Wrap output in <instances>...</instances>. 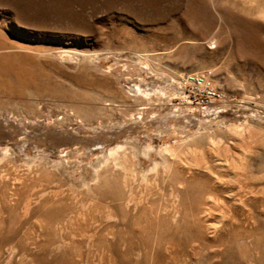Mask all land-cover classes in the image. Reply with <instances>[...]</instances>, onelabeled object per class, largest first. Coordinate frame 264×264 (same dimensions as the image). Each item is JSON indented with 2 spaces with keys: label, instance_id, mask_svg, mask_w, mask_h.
<instances>
[{
  "label": "rangeland",
  "instance_id": "374dc122",
  "mask_svg": "<svg viewBox=\"0 0 264 264\" xmlns=\"http://www.w3.org/2000/svg\"><path fill=\"white\" fill-rule=\"evenodd\" d=\"M0 264H264V0H0Z\"/></svg>",
  "mask_w": 264,
  "mask_h": 264
},
{
  "label": "bare ground",
  "instance_id": "6f19581e",
  "mask_svg": "<svg viewBox=\"0 0 264 264\" xmlns=\"http://www.w3.org/2000/svg\"><path fill=\"white\" fill-rule=\"evenodd\" d=\"M96 57V56H95ZM59 58L61 59V60H64V61H70V62H72V63H77L78 61H80L79 59H78V57H74L73 55H70V54H68V53H66V52H64L63 54L62 53H60V55H59ZM81 58V57H80ZM137 58V57H136ZM84 59V58H83ZM143 59V58H142ZM78 60V61H77ZM86 62V61H85ZM90 62V61H89ZM79 63V62H78ZM147 63V62H146ZM144 80V79H143ZM146 80V79H145ZM144 80V81H145ZM148 82V81H147ZM146 83V82H145ZM145 83H143V82H139V83H135V84H130V82H127V88H128V91H130V92H132L133 93V97H135V98H142V99H144L145 101V103H146V101L147 102H149L150 104H153L152 106H158L159 108H161V109H163V110H169V109H176V108H172V104L170 103L172 100H171V98H173L174 96H176L178 93H179V91H178V88L176 87V88H170V87H165L166 89L163 91V92H161L160 90H153V89H151L150 87H149V85L148 84H145ZM177 86V85H176ZM182 86V85H181ZM172 87V86H171ZM178 91V92H177ZM179 95H180V93H179ZM142 101V100H141ZM148 104V103H147ZM178 110V109H177ZM176 110V111H177ZM175 111V110H174ZM178 112V111H177ZM219 112V111H218ZM218 112H212V111H210V113H212V114H209L208 113V116H210V115H217L218 114ZM221 115V114H220ZM218 116V115H217ZM256 116V115H255ZM259 116V115H258ZM166 117V116H165ZM185 118H187V116H185ZM220 118V117H219ZM259 118V117H258ZM206 119V118H205ZM260 119V118H259ZM258 119V120H259ZM186 120V119H185ZM191 120V119H190ZM193 120V119H192ZM191 120V121H192ZM195 120V122L196 123H198V124H200V121H198V120H196V119H194ZM203 120V119H202ZM214 120V119H213ZM260 120H262V118L260 119ZM164 121L165 122H168V123H170L171 122V119L169 118V119H167V118H164ZM204 121V120H203ZM193 122V121H192ZM195 122H193V123H195ZM211 122V121H210ZM182 123V122H181ZM171 124V123H170ZM183 124V123H182ZM202 124V123H201ZM185 125V124H184ZM183 126V125H182ZM47 127V126H46ZM62 131V130H61ZM60 131V132H61ZM73 131H75V130H73ZM76 132V131H75ZM119 131H115V132H112L111 134H110V136H111V138L110 139H108L107 140V138H106V132H104L103 130H99V129H96V130H94L93 131V137L95 136L96 137V139L97 140H99L98 142H96V144H102L101 145V147L102 148H104L103 149V151L102 152H104V153H102V154H104V160L106 161H108V159L109 158H112L114 161H115V157H117L119 154H121V152H122V150H124L123 149V145L125 144V143H127L126 142V140L125 141H116V140H118L117 138H119L118 137V133ZM62 133H63V131H62ZM71 133V132H70ZM78 133V132H77ZM26 134V133H25ZM26 136H29L28 134H26ZM49 136V135H48ZM137 136V135H136ZM136 136H133V138L134 137H136ZM33 137V136H32ZM117 137V138H116ZM133 138H131V139H133ZM127 139V138H126ZM92 141V140H91ZM90 141V142H91ZM27 141H24V142H22L21 143V145H19V148H18V150H20V151H23L27 146L25 145V144H27L26 143ZM95 142V141H94ZM108 142H110V144H109V146H107V145H105L106 143H108ZM7 143H9V142H7ZM95 144V145H96ZM127 144H129V143H127ZM43 145V144H42ZM73 145V144H72ZM92 145H94V144H92ZM97 146V145H96ZM74 147V146H73ZM98 147V146H97ZM136 147V146H135ZM4 148V147H3ZM61 148V147H60ZM125 148H126V146H125ZM146 148V147H145ZM148 148V147H147ZM39 148H37V150H38ZM42 149V148H41ZM149 149V148H148ZM5 150H7V149H5ZM2 152H3V150H1ZM19 151V152H20ZM66 151V150H65ZM90 152H91V154L92 153H97V152H99L100 150H99V148H96V149H90L89 150ZM159 152V151H158ZM42 153V152H41ZM137 153V152H136ZM63 154V153H62ZM101 154V153H100ZM162 154V153H161ZM37 155V154H36ZM53 155V154H52ZM65 155V154H64ZM66 156V155H65ZM38 157V156H37ZM63 157V156H62ZM95 157V156H94ZM127 157V156H126ZM89 158V157H88ZM102 158V157H101ZM117 158H120V157H117ZM161 158V157H160ZM166 158V157H165ZM38 159V158H37ZM62 159V158H61ZM60 160V159H59ZM59 160H58V162H59ZM112 160V161H113ZM34 161V160H33ZM110 161V160H109ZM117 161V160H116ZM61 162V161H60ZM104 162V161H103ZM118 162V161H117ZM35 163V162H34ZM106 163V162H105ZM109 163V162H108ZM119 163V162H118ZM157 163H158V161H157ZM164 163H165V161H164ZM114 164H117V163H114ZM96 169V168H95ZM106 170H107V168H106ZM110 171H111V169H110ZM111 173V172H110ZM104 174L106 175V173L104 172ZM97 175V174H96ZM112 175V174H111ZM110 175V176H111ZM117 176V175H116ZM97 177V176H96ZM94 179V178H93ZM112 180V179H111ZM100 181V180H99ZM97 183V182H96Z\"/></svg>",
  "mask_w": 264,
  "mask_h": 264
},
{
  "label": "built area",
  "instance_id": "2783aa9c",
  "mask_svg": "<svg viewBox=\"0 0 264 264\" xmlns=\"http://www.w3.org/2000/svg\"><path fill=\"white\" fill-rule=\"evenodd\" d=\"M187 82L188 83L195 84L196 86H199V87L202 86L201 79H198L195 76H189V77H187Z\"/></svg>",
  "mask_w": 264,
  "mask_h": 264
}]
</instances>
